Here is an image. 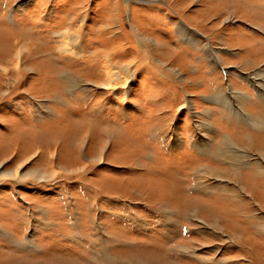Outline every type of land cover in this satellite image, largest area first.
<instances>
[{
  "label": "rangeland",
  "instance_id": "rangeland-1",
  "mask_svg": "<svg viewBox=\"0 0 264 264\" xmlns=\"http://www.w3.org/2000/svg\"><path fill=\"white\" fill-rule=\"evenodd\" d=\"M0 83V264H264V0H0Z\"/></svg>",
  "mask_w": 264,
  "mask_h": 264
},
{
  "label": "bare ground",
  "instance_id": "bare-ground-1",
  "mask_svg": "<svg viewBox=\"0 0 264 264\" xmlns=\"http://www.w3.org/2000/svg\"><path fill=\"white\" fill-rule=\"evenodd\" d=\"M61 41L63 42H60V49L62 51H65V52H74V44H76V37L74 34H70V33H62V36H61ZM24 50V49H23ZM26 51V50H25ZM22 49L18 52L15 53V56L14 58L16 59V62L14 63L13 65V68L14 70L18 73V75L20 74L21 72V69H20V58L22 56ZM80 54V53H78ZM103 66H105L103 69H105L103 72H104V76L101 78V80H97L99 84H105L106 86L108 87H111V86H114L117 82L118 79H124L126 78L125 76H122V74L119 72V71H115L112 69V64H111V59H110V54H104V57H103ZM15 61V60H14ZM10 63V62H9ZM8 65V63H6ZM3 65V64H2ZM7 65H4L2 66V69L3 71H1V75H7L8 74V67ZM102 69V70H103ZM126 69V68H125ZM124 74H127V73H124ZM128 75V74H127ZM261 76V75H260ZM96 81V82H97ZM1 83H0V87H1ZM2 89V88H0ZM228 146L231 145L230 147H233V144L231 142H229V144H227ZM229 147V148H230ZM100 157V156H99ZM3 164L0 163V167L2 166ZM19 172H18V169H16L15 172H7V171H1L0 173V179H5V177L8 175H11V176H14V178L18 179L19 178ZM249 197H253L252 194L249 195Z\"/></svg>",
  "mask_w": 264,
  "mask_h": 264
}]
</instances>
